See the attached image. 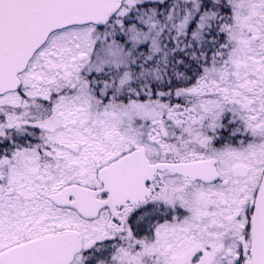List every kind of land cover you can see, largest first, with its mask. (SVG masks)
Returning <instances> with one entry per match:
<instances>
[{
  "label": "snow or ice",
  "instance_id": "6c2138e0",
  "mask_svg": "<svg viewBox=\"0 0 264 264\" xmlns=\"http://www.w3.org/2000/svg\"><path fill=\"white\" fill-rule=\"evenodd\" d=\"M0 264H264V0H0Z\"/></svg>",
  "mask_w": 264,
  "mask_h": 264
}]
</instances>
